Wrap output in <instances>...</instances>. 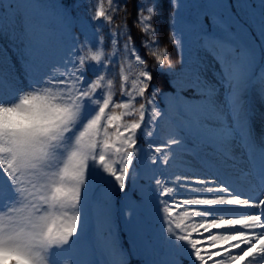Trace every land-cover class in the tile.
Listing matches in <instances>:
<instances>
[{"label": "snow or ice", "instance_id": "6c2138e0", "mask_svg": "<svg viewBox=\"0 0 264 264\" xmlns=\"http://www.w3.org/2000/svg\"><path fill=\"white\" fill-rule=\"evenodd\" d=\"M169 4V43L181 45L173 21L183 5L179 0ZM108 5L92 15L93 21L102 18L98 29L110 26L107 38L100 36L92 44L87 36L80 41L69 32L64 55L42 66L36 61L32 37L38 29H54L44 23L50 7L61 19L67 18L62 6L40 5L38 12L19 18V34L15 27L6 30L0 24V35L10 40L22 37L18 59L27 81V88L20 89L15 83L19 76L0 68V261L59 264L58 258L81 240L90 213L107 219L110 194L118 189L127 195L126 181L143 167L152 172L150 183L146 191L139 190V206H129V212L142 216L154 210L162 222L158 238L162 258L147 264H236L249 257L247 264H264V175L257 179L251 169L252 154L264 155V146L252 138L244 100L248 88L257 83L264 97V68L256 78L252 75L257 56H264V0L259 15L249 10L246 0H237L236 14L232 5L221 3L214 6L219 12L204 14L208 24L197 18L199 49L218 69L215 84L199 73L189 81L176 76L167 45H161L157 36L158 0H141L133 27L140 31L145 55L157 70L172 77V97L166 106L158 103L165 93L152 86L153 74L135 47L127 20L112 26L114 15L127 11V3L108 0ZM2 7L11 13L19 6L4 0ZM213 23L215 30H208ZM86 45H91L87 51ZM89 67L92 78L87 76ZM117 75L118 101L113 91ZM220 88L222 100L217 99ZM5 92L12 98L6 99ZM161 131L162 143L153 145L152 138ZM138 134L144 144L138 143ZM203 151L240 166L243 175L258 181L262 198L243 196L217 177H167L149 168V164L167 167L182 153ZM97 182L108 185L102 207L90 197ZM146 239L152 245V238ZM105 248L104 264H128L123 250L107 238ZM64 264L77 261L65 255Z\"/></svg>", "mask_w": 264, "mask_h": 264}, {"label": "rangeland", "instance_id": "374dc122", "mask_svg": "<svg viewBox=\"0 0 264 264\" xmlns=\"http://www.w3.org/2000/svg\"><path fill=\"white\" fill-rule=\"evenodd\" d=\"M80 1L72 0L68 8H60L61 11L67 13L66 19H61V17L57 16L55 10L51 7L48 9L49 17L44 23L53 24L54 29H38L32 37L33 51L38 66L52 63L64 55L68 46L69 32L73 36L78 37L75 30V19L71 11ZM3 2L4 0H0V24L6 30L15 27L18 34L22 31L19 18L34 14V10L38 12L40 5H57L60 7L55 0H7L10 4L19 6L14 7L13 12L8 13L2 7ZM246 2L251 6L249 10L259 15L261 11V0H246ZM179 3L183 5V7H179L181 9L180 16L183 24L187 27H194L195 29L197 18L202 21L205 13L211 15L214 12L220 11V9L214 7L215 5L226 3L232 5V10L235 14L239 12L237 0H179ZM82 17L84 18L83 15ZM238 18L242 23L244 22L245 17L243 14ZM83 20L88 23V20ZM202 23L204 24L203 21ZM209 30H215V23L209 25ZM188 31V29L185 31L187 33H183L180 30L177 31L182 45V47L179 45L180 60L182 62V69L180 67V71L193 73L191 80H194L199 73L208 81L215 84L214 72L218 71V69L215 67L212 58L192 42L191 33ZM21 39L22 37H19L17 40H10L7 35H0V52H2L4 57V63L0 65V68L5 73L19 76V79L15 81L16 86L24 89L27 88V81L25 80L24 72L21 70V60L18 59V56L21 55L20 50L24 47L20 42ZM89 41L92 44H96L97 42L96 39ZM88 46L91 47V45ZM79 47L80 44H77L76 48ZM9 57L10 60L8 59ZM12 65H15L14 69H12ZM255 67L256 63L252 71L254 78L258 75L255 74ZM262 68H264V60ZM172 83L175 84L176 81L173 80ZM258 89V83L249 87L244 95V100L245 108L249 113L252 138L257 146H264V97L261 96ZM223 96L224 89L220 88L217 99L222 100ZM5 98L11 99L12 97L5 92ZM161 124H163V121H161ZM152 143L153 145L162 143V131L152 138ZM233 143L236 144L235 141ZM235 151L237 153L240 152V148L237 146ZM149 168H156L157 175L163 172L167 177H174L177 174H181L221 178V181L224 180L231 184L237 193L250 198H253L255 191H259L258 181H253L251 178L243 175L240 171V166L223 157L216 156L210 151L199 152L197 155H193L191 152L182 153L174 161H171L167 167L164 165L154 166L149 164ZM251 169L253 176L257 179L264 175V155L258 152L252 154ZM138 173L145 177L152 176L151 171H146L143 167H140L138 171L132 174V181L138 176ZM105 178L112 180L111 177L105 176ZM99 183L97 182L92 185L90 197L97 205L102 207L105 195L108 193V186H100ZM129 206L138 207L139 204L128 197L122 203L121 207H119L115 199V194H110V214L107 219L102 215H93L90 213L87 224L81 233V240L73 246L70 253L62 254L58 258L59 264H64L65 255L69 259L77 261V264H104L107 258L105 254V238H107L109 244L114 242L117 249H122L126 241L124 233L134 251L142 254L148 260L162 258V245L158 239L162 232L161 220L158 219L154 210L150 212L145 211L142 216L139 214L133 215L129 212ZM144 218L151 219L154 227L148 228ZM146 237L152 238V245L148 244ZM212 251H216V249H212ZM6 264H8V261H6ZM185 264H187V261H185Z\"/></svg>", "mask_w": 264, "mask_h": 264}, {"label": "trees", "instance_id": "16d2710c", "mask_svg": "<svg viewBox=\"0 0 264 264\" xmlns=\"http://www.w3.org/2000/svg\"><path fill=\"white\" fill-rule=\"evenodd\" d=\"M56 3L59 6H62V8H68L70 5V2L72 0H55ZM120 4L127 3V11H120L117 12L114 15V24L113 27L116 25H122L124 20H127V26L131 30V37L135 42V47L139 49L140 55L144 57L148 61V67L149 71L153 74V81L152 86L158 87L165 93L164 96L158 98V103L166 106L169 102V100L172 97V92L170 90V84L169 81L172 79L171 75L166 74L165 72H161L156 69L154 60L145 55V49L141 47V34L137 27H133V21L137 19V6L141 3V0H119ZM96 8H103L107 10L109 8L108 0H81L80 3L77 4L75 8L72 9L71 13L72 16L75 19V30L80 38L81 41L85 40V37L87 36L88 40H94L98 39V37L103 36L107 38L108 31H109V25L105 24L103 29H98L96 27L97 24H100L102 22L101 20L93 21L92 15L94 14V10ZM158 8H159V15L156 17L154 23L155 27L158 30L157 36L159 38V42L161 45H167L168 53L171 57V60L175 64V74L176 76L182 80V81H189L193 77V73H187L180 71L181 67V60H180V54H179V45H173L169 43L168 34H169V12L171 11V6L169 4V0H158ZM35 12V10H34ZM178 15L174 18V24H175V35L177 39H179L177 35V31L180 30L183 33L188 32L191 33V40L194 44H196V47L199 48L198 40H199V31H200V24L196 23V29L194 27H187L183 24L180 13L181 9H177ZM233 14L234 11L232 10ZM84 16V18L82 17ZM83 19L88 20V23L84 21ZM202 21L204 24H208V17L205 15L202 17ZM242 23V22H241ZM119 31V29H117ZM209 30V29H208ZM248 31H252L251 29H248ZM122 43V40H121ZM259 44V41H257V45ZM105 48L108 47L107 40H105V43L103 45ZM88 45L85 46V51L88 50ZM203 51V50H202ZM204 52V51H203ZM259 52V49H258ZM264 56L258 55L256 60V67H255V73H258L262 69ZM98 71V69H96ZM112 71V69H110ZM94 75V71L92 67L88 68L87 76L89 78H92ZM128 87H131V78L128 81ZM114 94L115 99L118 101L121 99L120 96V82H119V76H116L115 85H114ZM151 89H149V92ZM147 96L148 93H145ZM131 119V117L129 118ZM138 143L144 144V138L140 135H138ZM146 146V145H145ZM133 166L136 167V161H133ZM139 170V169H138ZM136 172L133 171L132 174ZM101 175H105L101 172ZM106 176V175H105ZM136 182L133 183L132 179L130 178L128 181H126L127 187L126 192L127 195L124 193H120L119 190L114 193L115 199L118 202L119 207H121L122 203L126 201V199L131 198L133 201L137 202L139 204V201L141 200V195L139 194L140 189L147 190V187L150 183V180L148 177L138 175L135 179ZM113 184H115V181H112ZM100 186L107 187V184L99 183ZM152 187H154V180L151 181ZM145 224L148 228L154 227L152 220L144 218ZM124 237L126 239L122 250H123V259L128 262V264H147V261H149L147 258H145L142 254L134 251L131 247V244L129 241H127L126 235L124 233ZM0 264H6V261H0Z\"/></svg>", "mask_w": 264, "mask_h": 264}, {"label": "bare ground", "instance_id": "6f19581e", "mask_svg": "<svg viewBox=\"0 0 264 264\" xmlns=\"http://www.w3.org/2000/svg\"><path fill=\"white\" fill-rule=\"evenodd\" d=\"M233 174H234V172H233ZM219 179V181H221L222 179L221 178H218ZM224 181V180H223ZM257 198H262V197H260V195H259V191H255V195L253 196V198L252 199H257ZM248 211H255L254 209H248ZM213 231H216V230H213ZM243 247H246V246H243ZM238 251V250H237ZM255 254V253H254ZM247 259H250V257L249 258H246V260L245 261H243V262H241V261H237L236 262V264H247ZM209 264H211V262H209Z\"/></svg>", "mask_w": 264, "mask_h": 264}]
</instances>
